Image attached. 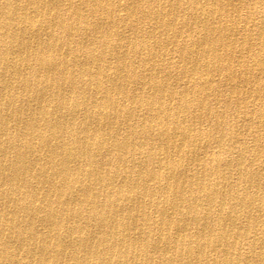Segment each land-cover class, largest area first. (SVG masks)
Here are the masks:
<instances>
[{
	"label": "bare ground",
	"instance_id": "bare-ground-1",
	"mask_svg": "<svg viewBox=\"0 0 264 264\" xmlns=\"http://www.w3.org/2000/svg\"><path fill=\"white\" fill-rule=\"evenodd\" d=\"M225 2L0 0V264H256L231 258L238 227L264 245L247 150L206 163L185 117L222 73L264 105V0Z\"/></svg>",
	"mask_w": 264,
	"mask_h": 264
},
{
	"label": "rangeland",
	"instance_id": "rangeland-1",
	"mask_svg": "<svg viewBox=\"0 0 264 264\" xmlns=\"http://www.w3.org/2000/svg\"><path fill=\"white\" fill-rule=\"evenodd\" d=\"M225 3H226L225 0H220V4L224 5ZM242 12H243V9H242ZM222 19H223V17H222ZM256 24H258V22ZM133 30L134 29L132 28L130 35L133 32ZM173 58H174V61H176L178 59V54H173ZM184 59L186 60L187 57H184ZM223 64H226V62L222 63V68L224 66ZM179 73H181V70L179 71ZM137 74L140 75L141 72L137 71ZM217 79L219 81H217ZM263 79L264 78H261L262 84H264ZM213 80H214V83H213L212 88L208 94V97L204 101V107L202 108V113H201L202 119H199V114H198L199 112L196 110L195 111L190 110L188 112V114L185 115L186 119L190 121L192 129H194V130L201 129L202 131H204V129H205V131L209 132V140L210 141L208 140L207 147L206 148L198 147L197 148L198 153L196 152V154L198 155V157L203 158L204 161H206V163L210 162L211 159H215L216 155H217V157H220V159H222V160L224 159V160L229 161L230 164L234 167L235 159L237 158V150L242 148V147L246 148L247 151L245 153L244 164H243L245 166V168H244L245 172L244 173L249 175V176H252V177L256 176L254 181H255V183L257 181L256 184L258 185L259 191H261V189L264 188V186H263V183H264V176H263L264 175V167H263L264 166V158H263L264 157V153H263V151H264V137H263L264 131L262 130V127L264 126V118L262 120V123H260V124H256L255 121L257 118L256 116H258L259 114H262V112L264 115V105L261 103V98L263 96V93H262L263 90H261V92H259L257 94L255 92L256 88L253 84L251 86H246V88L243 87L244 88L243 89L241 81H238L239 79L237 80V78L232 80L230 83H225L224 73L219 74L218 76L215 75L213 77ZM237 83H238V86H237ZM216 84H217V86H216ZM176 87H177V89L180 90L182 88L181 82L179 85H176ZM235 87H236L235 90L239 91L238 95H236V94L232 95L230 92ZM250 87H252V88H250ZM131 90H132V87H131ZM249 91L251 92V94ZM247 94H249V95H247ZM142 95H143L142 93L137 91V96H142ZM247 96H248V98H247ZM195 98L196 97L193 96L189 99L194 100ZM236 101H237V103H236ZM192 104L193 103H191V105ZM243 104H244V106H243ZM260 104H261V106H260ZM142 112L146 113V110H143ZM228 114H229V116H228ZM243 115H244V117H243ZM233 117H235V118H233ZM228 118H229V121H228ZM198 119H199V121H198ZM192 120H193V125H192ZM240 122H241V124H240ZM246 126H247V129H246ZM213 129H215V130H213ZM234 130H236V131H234ZM215 132H216V134H215ZM232 132L237 133V138H236V142H235L234 146L229 144V141H227V140H229V136H231ZM239 132L241 133V135ZM210 134H211V136H210ZM214 136H215V138H214ZM256 137H257V139H256ZM216 138L217 139L221 138L220 147H219V145L214 143V140ZM256 140H258V141H256ZM257 144H259L260 146ZM226 148H227V150H226ZM251 149H252V151H251ZM253 150H256V152H259V157L257 158L258 160L255 163H252V165L248 166V164H246V163L250 162L252 155H253V152H254ZM209 151H211V152H209ZM261 151H262V153H261ZM201 154H205V155H201ZM209 157H211V159H209ZM187 159L189 162L187 161ZM184 161L188 162V163H185V164H187V172H185V175H187L189 177L190 175H196L197 172H199L200 169H198L196 167L194 168L195 164L193 163L192 158L190 156H187V157L185 156ZM190 162H191V164H190ZM189 168L191 169V171ZM220 170L222 171L223 168H220ZM230 173H231V176H230L231 181L230 182H231V185H233V191H234L235 185L237 184L236 183L237 174H236L235 168L233 170H231ZM255 173H256V175H255ZM241 188H242V184L239 185L238 190H240ZM251 191H254V189H251ZM233 208L237 212L240 210V207H238V205H236V204L233 206ZM168 213L172 214L173 218L177 217V214H175V213H172V212H168ZM243 215H245V211H243ZM260 216H262V215H260ZM241 221L243 222V219ZM241 226H243V225H241ZM257 230L258 231L254 230V232H253V229H250L248 231L247 237H244V235H243L244 232H247V230H245V228L238 227L235 229V232L238 231L236 233L240 234L241 238L239 241L240 247L237 245L232 250L233 256L231 255V258L233 260H235L237 258H239L240 260H243L244 257L245 258L248 257V258H252L256 262V264H264V245L261 246L259 244H256L255 246L252 247V245H250V241L248 240V239H251V237H253L255 234L259 235V232L261 230L260 229H257ZM244 243H246V244H244ZM230 249H231V247L229 244H225V247H224V244L220 245V247L216 248V250H215L216 253L212 252V251L209 252V254L207 256L208 263L209 264H218V263L220 264L219 261L222 260L223 251L224 250H230ZM257 253H259V254H257ZM251 255H253L254 257ZM156 259H157L156 256H154V259H153L154 264L157 263ZM257 260H259V261L257 262ZM176 264H178V263H176Z\"/></svg>",
	"mask_w": 264,
	"mask_h": 264
}]
</instances>
